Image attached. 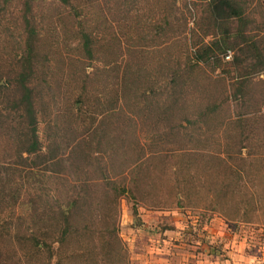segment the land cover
Returning a JSON list of instances; mask_svg holds the SVG:
<instances>
[{
  "label": "rangeland",
  "instance_id": "1",
  "mask_svg": "<svg viewBox=\"0 0 264 264\" xmlns=\"http://www.w3.org/2000/svg\"><path fill=\"white\" fill-rule=\"evenodd\" d=\"M207 1L38 0L39 57L31 81L38 135L43 147L56 132L59 144L78 141L83 149L71 153L61 144L67 159L53 166L56 172L33 183L19 177L25 181L19 202L0 215L11 232L1 243L13 253L11 264L17 257L21 264H45L46 252L35 253L28 240L34 193L46 211L56 199L88 194V211L82 203L72 220L81 235L53 243L50 264H148L157 246L201 251L220 231L237 235L251 251L264 247V70L251 76L249 108L226 98L238 52L230 48V60L217 67L194 58L215 33L227 31V24L208 20ZM240 2L248 33L264 44V0ZM17 7L14 0L7 11ZM9 13L0 26V51L10 61L19 52L20 28ZM82 31L90 34L91 54ZM175 80L188 84L177 92ZM214 101L220 107L206 113ZM241 115L256 119L246 135H240ZM5 153L0 148V160L9 161ZM113 180L125 187L117 204L110 201Z\"/></svg>",
  "mask_w": 264,
  "mask_h": 264
},
{
  "label": "trees",
  "instance_id": "2",
  "mask_svg": "<svg viewBox=\"0 0 264 264\" xmlns=\"http://www.w3.org/2000/svg\"><path fill=\"white\" fill-rule=\"evenodd\" d=\"M13 1L0 0V26L6 14L9 13L7 10ZM17 1L16 12H11L9 15L15 23L14 25L20 28L17 39L20 45L19 52L12 55V59L9 61L4 57L9 55L0 51V137L5 138V145L0 144V148L6 151L4 155L9 158V161L0 160V215L5 209H9L10 212L11 209H14L12 207L19 202L22 189L25 186V181L20 180L19 177H26L33 183L35 178L47 174L46 171L56 172L53 166H59L67 159H62V153L59 151L61 144H63V151L67 149L66 147H71V153H80L83 149L78 141H63L59 144L56 138L59 134L56 132L50 134L52 137L50 140H53L43 149L38 135L39 110L36 100L38 95L34 92V84H31L32 79L36 77L39 57V46H37L36 40L38 36L34 24L38 0ZM56 1L68 5L70 0ZM207 11L209 13L208 20L212 19L214 26L219 22L227 24V31L215 33L213 35L215 39L201 45L196 50L194 58L196 60L208 58L213 63L215 62L214 66L217 67L221 64L222 59L230 60V48L236 50L238 54L230 61L232 65H235L236 70L231 90L233 95L229 93L226 98L232 97L233 101H237L241 107L243 106L242 108H249L247 93H249L248 84L251 76L264 70L262 39L248 33L247 28L250 21L240 0H208ZM228 23L234 24L233 30H229ZM8 29L9 27L5 28V30ZM206 35L207 33H204V36ZM81 38L85 52L91 54L90 34L87 31H82ZM190 66L193 67L191 64ZM187 84V81L179 80L178 82L175 80V91L181 92ZM261 94L264 95V91H261ZM220 105L216 101L212 102L207 107L206 113H214ZM252 119L256 120L250 115H241L237 119L241 130L240 135H246L251 131L250 128L254 124L251 122L248 125V121ZM74 162H71V166H74L72 165ZM109 191L112 194L110 201L117 204L120 195L125 192V187L117 185L113 180ZM76 193V196L68 197L64 201L56 199V205L51 211H46L44 206L37 203L40 199V195L37 193H34V196H31L28 201L31 202L32 216V232L29 234L28 240L34 247L35 253L46 252L45 264H50L53 243L63 244L72 233L77 236L81 235L72 220L80 216L81 211L78 208L82 203L83 210L88 211V203H86L88 194L86 191ZM40 207L43 209H39ZM7 227L8 223H0V264H11L10 259L13 256V253L6 251L1 246L3 236L11 235ZM59 227L60 229H57ZM14 236L18 238V234ZM20 259L17 257L13 264H21ZM54 264H62V262L57 260Z\"/></svg>",
  "mask_w": 264,
  "mask_h": 264
},
{
  "label": "crops",
  "instance_id": "3",
  "mask_svg": "<svg viewBox=\"0 0 264 264\" xmlns=\"http://www.w3.org/2000/svg\"><path fill=\"white\" fill-rule=\"evenodd\" d=\"M225 234V231H220L208 236L210 239L203 244L201 251L192 245L186 253L174 247L168 248L167 244L157 246L151 253L154 262L152 260L148 264H264V247H253L251 251L247 245L244 247L245 241L238 239L237 235L229 238L223 237Z\"/></svg>",
  "mask_w": 264,
  "mask_h": 264
},
{
  "label": "built area",
  "instance_id": "4",
  "mask_svg": "<svg viewBox=\"0 0 264 264\" xmlns=\"http://www.w3.org/2000/svg\"><path fill=\"white\" fill-rule=\"evenodd\" d=\"M227 58H228V56H227Z\"/></svg>",
  "mask_w": 264,
  "mask_h": 264
}]
</instances>
